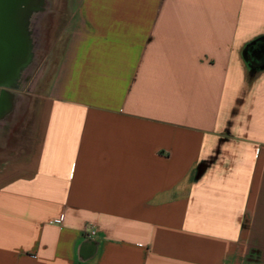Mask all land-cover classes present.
<instances>
[{"label": "crops", "instance_id": "0c3cea01", "mask_svg": "<svg viewBox=\"0 0 264 264\" xmlns=\"http://www.w3.org/2000/svg\"><path fill=\"white\" fill-rule=\"evenodd\" d=\"M56 48L0 264H264V0H79Z\"/></svg>", "mask_w": 264, "mask_h": 264}, {"label": "rangeland", "instance_id": "374dc122", "mask_svg": "<svg viewBox=\"0 0 264 264\" xmlns=\"http://www.w3.org/2000/svg\"><path fill=\"white\" fill-rule=\"evenodd\" d=\"M78 2L34 0L31 14L28 12L21 16L22 23L17 26V30L25 38V58L27 50L29 58L25 59L27 64L11 86L13 88H8L5 104L0 110V125L3 124L0 128V163L10 161L14 157L13 152L18 150L24 151L21 154L25 155V138L27 140L31 130L29 127L25 131V117L30 113L32 115L26 105L35 103L37 106L43 100L58 52L56 43ZM24 72L25 82L21 81Z\"/></svg>", "mask_w": 264, "mask_h": 264}, {"label": "water", "instance_id": "95a60500", "mask_svg": "<svg viewBox=\"0 0 264 264\" xmlns=\"http://www.w3.org/2000/svg\"><path fill=\"white\" fill-rule=\"evenodd\" d=\"M33 3L34 0H0V88H7L0 89V110L5 104L8 88L15 84L21 69L27 64L25 59L29 58L28 50L25 58V38L21 33H16L19 31L17 26L22 23L21 16L28 12L31 14ZM253 46L251 44L246 48V59L252 53ZM14 74V82L8 86L6 81Z\"/></svg>", "mask_w": 264, "mask_h": 264}, {"label": "bare ground", "instance_id": "6f19581e", "mask_svg": "<svg viewBox=\"0 0 264 264\" xmlns=\"http://www.w3.org/2000/svg\"><path fill=\"white\" fill-rule=\"evenodd\" d=\"M11 72H12V71H11ZM11 72H10V73H11ZM25 74H26V73L24 72L23 75H22L21 81L23 80V81L25 82ZM14 76H15V74L12 75V76H10L9 79L6 81V82L8 83V86L12 85V83L14 82V81H13ZM12 88H13V87H12ZM0 89H5V90H6L7 88L3 87V88H0ZM9 89H11V88H9ZM9 89H8V90H9ZM21 103H22V102H21ZM18 104H19V103H18ZM2 125H3V124H2ZM2 125H0V128L3 127Z\"/></svg>", "mask_w": 264, "mask_h": 264}, {"label": "built area", "instance_id": "2783aa9c", "mask_svg": "<svg viewBox=\"0 0 264 264\" xmlns=\"http://www.w3.org/2000/svg\"><path fill=\"white\" fill-rule=\"evenodd\" d=\"M94 235H95V232H89V233L87 234L88 237H91V236H94Z\"/></svg>", "mask_w": 264, "mask_h": 264}, {"label": "flooded vegetation", "instance_id": "af4514ba", "mask_svg": "<svg viewBox=\"0 0 264 264\" xmlns=\"http://www.w3.org/2000/svg\"><path fill=\"white\" fill-rule=\"evenodd\" d=\"M18 34H20V32H19V31L16 33V35H18ZM22 38H23V37H22Z\"/></svg>", "mask_w": 264, "mask_h": 264}]
</instances>
